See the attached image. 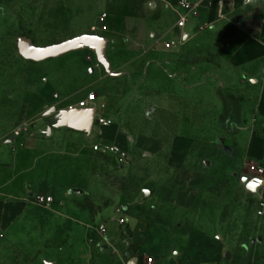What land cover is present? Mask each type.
Here are the masks:
<instances>
[{
  "label": "rangeland",
  "instance_id": "374dc122",
  "mask_svg": "<svg viewBox=\"0 0 264 264\" xmlns=\"http://www.w3.org/2000/svg\"><path fill=\"white\" fill-rule=\"evenodd\" d=\"M104 7L97 0H0V140L20 130L24 168L36 166L35 139L47 138L61 111L78 109L89 94L96 97L87 107L95 111L91 132L59 127L44 147L55 148L56 175L68 190L76 189L61 193L74 211L54 214L52 205L39 204L28 192L27 208L11 224L0 214V264H120L131 240L118 224L125 209L145 217L156 199L146 198L144 190L161 193L178 184L201 188L193 212H202L203 219L155 226L157 234L195 232L224 255L262 246L264 216H258L257 203L264 185L251 190L242 182L254 163L243 153L247 127L257 124V115L253 118L251 99L239 93L221 64L220 52L209 42L198 51L186 52L182 43L179 51H168L165 44L175 38L162 27L135 25L134 17L122 12L108 11L102 22L96 16ZM85 35L106 40L102 59L91 46L41 62L24 58L19 49L22 37L47 48ZM169 61L181 71L166 81ZM195 67L203 77V95L195 91L194 79L184 78V69L191 73ZM55 106L58 112L46 116ZM100 118L110 125H99ZM182 137L193 146L176 167L170 157ZM96 145L117 147L120 154L97 152ZM259 164L264 167V161ZM4 195L0 204L6 203ZM79 209L90 215V227L82 224ZM100 225L108 232L98 234Z\"/></svg>",
  "mask_w": 264,
  "mask_h": 264
},
{
  "label": "crops",
  "instance_id": "0c3cea01",
  "mask_svg": "<svg viewBox=\"0 0 264 264\" xmlns=\"http://www.w3.org/2000/svg\"><path fill=\"white\" fill-rule=\"evenodd\" d=\"M97 1L105 5L96 16L100 19L103 15L107 17L108 11L122 12L123 16L134 17L135 25L148 26L153 30L162 27L163 31L175 38L169 42L175 43L171 51H179L181 43L185 44L186 52L203 49L207 42L211 47L218 49L221 64L228 67L239 93L251 99L254 105L253 110L251 109L253 118L257 115V124L247 127L249 134L245 140L243 155L257 163L264 161V136L261 134L264 133V0H196L198 7L194 13L189 14L188 23L182 29L176 25L179 17L185 14L179 5L181 0ZM175 71H181V68L171 61L166 63L164 80H174L171 74ZM184 71V78L194 79L199 87L195 91L203 95V77L200 69L195 67L191 73L189 68ZM175 74H180L178 78L181 79L182 73ZM77 108L80 109L78 106ZM93 112L95 117V111ZM57 125L58 116L56 126H48L47 138L35 139L32 152L38 157L37 164H31L27 169L23 166L19 152L22 134L7 138V142L0 140V171L3 175L0 193L6 194L4 197L7 198L6 203L0 204V209L4 210L0 214L5 223L11 224L14 218L27 208L24 199L28 192L30 196H52L53 202L50 205L54 214H60L63 209L74 211L73 207L70 208L71 203L61 200V193L67 192L68 183L60 181L55 173L56 169L53 168L55 148L52 147L50 152L44 149L53 142L54 137L49 136L59 128ZM1 135L0 131V138ZM192 146L193 142L189 138L176 139L170 162L176 167L184 164L190 156ZM78 191L83 193L82 190ZM68 192L74 193L76 189H69ZM201 193L199 187L178 184L161 193L153 191L152 199L156 200L150 206L152 210L147 212L145 217H138L130 209H125L128 221L125 230L131 240L127 241L130 250L121 256L120 264H131L134 258L137 259L136 264H149L148 257L153 258L152 264H264V242L262 246H253L243 252L224 255L221 250L213 248L208 238L195 232L181 237L172 232L160 233L161 235L156 233L155 230L161 231L155 226L197 223V219H203L202 212H193L200 202ZM78 213L82 215V224L90 227V215L82 209H79ZM109 240L112 244L116 238L111 237ZM261 241L262 238H259V242ZM145 251L149 255L145 256Z\"/></svg>",
  "mask_w": 264,
  "mask_h": 264
},
{
  "label": "water",
  "instance_id": "95a60500",
  "mask_svg": "<svg viewBox=\"0 0 264 264\" xmlns=\"http://www.w3.org/2000/svg\"><path fill=\"white\" fill-rule=\"evenodd\" d=\"M84 46H91L97 49L99 58L102 59L104 53V48L106 46V40L99 36L85 35L75 38L71 41L47 47V48H37L33 45L30 39L22 37L19 40V49L24 58L36 62L45 61L51 58L59 57L70 51L79 49ZM58 112L57 107L51 108L46 116L52 115ZM94 121L93 110L87 109H70L61 111L58 115V125L59 127H68L75 130H83L90 132L92 130ZM242 182L247 185L251 190H256L258 185H264V181L259 179H252L249 176H243ZM146 198L153 195L152 190H144ZM137 259L134 258L131 264H136Z\"/></svg>",
  "mask_w": 264,
  "mask_h": 264
},
{
  "label": "built area",
  "instance_id": "2783aa9c",
  "mask_svg": "<svg viewBox=\"0 0 264 264\" xmlns=\"http://www.w3.org/2000/svg\"><path fill=\"white\" fill-rule=\"evenodd\" d=\"M180 8H182L185 11V14L181 15L177 21V27L178 28H185L187 23H188V16L189 14H192L196 11L197 7H198V2L196 0H181L180 1ZM106 19V15H103L101 18V21L104 22ZM97 28L93 27L92 30L95 31ZM103 30H107V26L103 27ZM175 43H166L165 44V48L168 51H171L174 48ZM96 97L94 94H89L87 95L86 99L81 101L78 104V107L80 109H87V107L93 103L95 101ZM98 124L101 126H108L110 125V122H108L106 119L100 118L98 120ZM21 132L20 130L16 131L15 136L18 137L20 136ZM94 150L103 154H115V155H119L120 151L117 147L114 146H99L96 145L94 147ZM250 178L252 179H259L262 180L263 175H264V167L257 163H251L248 166V174H247ZM263 181V180H262ZM260 186V184L258 185ZM37 202L39 204L42 205H50L53 202V197L52 196H48V195H39L37 196ZM257 214L258 216H264V196H260L259 201L257 203ZM127 218L125 216H122L119 220H118V224L121 227L126 226L127 224ZM96 232L98 234H102V233H106L107 232V228L105 225H100L98 226V228L96 229ZM147 261L149 264L153 263V258L152 257H148Z\"/></svg>",
  "mask_w": 264,
  "mask_h": 264
}]
</instances>
